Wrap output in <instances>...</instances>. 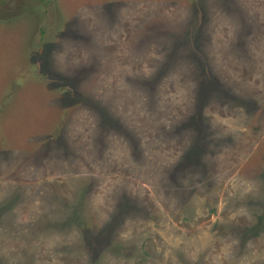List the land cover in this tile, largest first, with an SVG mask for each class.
Wrapping results in <instances>:
<instances>
[{
    "label": "rangeland",
    "instance_id": "374dc122",
    "mask_svg": "<svg viewBox=\"0 0 264 264\" xmlns=\"http://www.w3.org/2000/svg\"><path fill=\"white\" fill-rule=\"evenodd\" d=\"M0 264H264V0H0Z\"/></svg>",
    "mask_w": 264,
    "mask_h": 264
}]
</instances>
